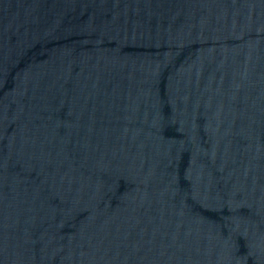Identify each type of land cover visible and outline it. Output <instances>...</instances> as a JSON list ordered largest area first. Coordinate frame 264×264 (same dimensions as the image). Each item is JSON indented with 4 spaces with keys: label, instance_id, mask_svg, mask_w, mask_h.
Wrapping results in <instances>:
<instances>
[{
    "label": "water",
    "instance_id": "water-1",
    "mask_svg": "<svg viewBox=\"0 0 264 264\" xmlns=\"http://www.w3.org/2000/svg\"><path fill=\"white\" fill-rule=\"evenodd\" d=\"M0 264H264V0H0Z\"/></svg>",
    "mask_w": 264,
    "mask_h": 264
}]
</instances>
